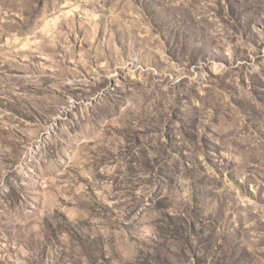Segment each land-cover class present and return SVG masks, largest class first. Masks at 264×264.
<instances>
[{"label": "rangeland", "instance_id": "obj_1", "mask_svg": "<svg viewBox=\"0 0 264 264\" xmlns=\"http://www.w3.org/2000/svg\"><path fill=\"white\" fill-rule=\"evenodd\" d=\"M0 264H264V0H0Z\"/></svg>", "mask_w": 264, "mask_h": 264}]
</instances>
